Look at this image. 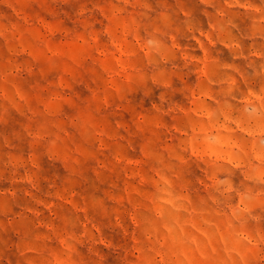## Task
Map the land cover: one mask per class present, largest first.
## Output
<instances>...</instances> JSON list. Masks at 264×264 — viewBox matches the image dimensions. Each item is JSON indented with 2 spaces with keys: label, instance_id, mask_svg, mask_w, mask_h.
<instances>
[{
  "label": "clouds",
  "instance_id": "clouds-1",
  "mask_svg": "<svg viewBox=\"0 0 264 264\" xmlns=\"http://www.w3.org/2000/svg\"><path fill=\"white\" fill-rule=\"evenodd\" d=\"M0 264H264V0H0Z\"/></svg>",
  "mask_w": 264,
  "mask_h": 264
}]
</instances>
